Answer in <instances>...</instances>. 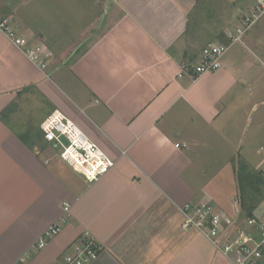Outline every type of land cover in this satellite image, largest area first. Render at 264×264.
<instances>
[{"label": "crops", "instance_id": "0c3cea01", "mask_svg": "<svg viewBox=\"0 0 264 264\" xmlns=\"http://www.w3.org/2000/svg\"><path fill=\"white\" fill-rule=\"evenodd\" d=\"M260 7L261 0H1L0 18L51 56L42 69L0 31V264H60L87 232L101 247L90 264H230L211 239L183 227L181 207L205 200L216 164L202 153L219 121L239 129V108L252 102L254 110L262 97ZM219 41L230 45L219 69L185 72ZM42 104L48 111L35 119ZM56 109L115 159L100 180L86 181L45 140L40 124ZM238 204L221 210L235 217ZM53 225L60 231L38 247Z\"/></svg>", "mask_w": 264, "mask_h": 264}, {"label": "built area", "instance_id": "2783aa9c", "mask_svg": "<svg viewBox=\"0 0 264 264\" xmlns=\"http://www.w3.org/2000/svg\"><path fill=\"white\" fill-rule=\"evenodd\" d=\"M260 10L264 13V0H261ZM261 13L255 17L258 18ZM0 31L22 49L32 62L42 69L47 67L51 52L44 45L30 44L26 37L16 31L10 18H0ZM229 47V44L221 41L205 46L200 57L187 66L185 72L189 71L198 76L219 69ZM40 128L45 140L57 148L60 157L82 174L86 181L96 182L115 167V159L93 142L62 111L56 109L48 114ZM176 146L179 147L180 144L177 143ZM260 151L264 152V146ZM181 211L184 214L183 227L198 230L211 239L216 248L229 257L230 264H264V219L261 217L252 216L246 218L244 223H238L239 215L229 216L211 200L197 204L186 203ZM59 231L57 225L50 226L38 247H44ZM100 252L99 243L87 232L84 239L73 245L64 255L60 264H90L97 260Z\"/></svg>", "mask_w": 264, "mask_h": 264}, {"label": "rangeland", "instance_id": "374dc122", "mask_svg": "<svg viewBox=\"0 0 264 264\" xmlns=\"http://www.w3.org/2000/svg\"><path fill=\"white\" fill-rule=\"evenodd\" d=\"M262 18L259 30L264 35V16ZM248 89L249 95H252L254 87L251 86ZM256 100L258 104L254 110H252V102L241 109L239 108L238 118L234 120L237 126H240L239 129L234 128L229 131L228 127L222 126L230 124L231 120L219 121V134L211 144L212 149L202 153L203 158H208V163L216 164V166L208 168L211 169V174L208 177L211 180L204 184L202 196L205 197V200L213 201L218 209L223 208L233 212L234 203L240 202L238 175L241 164L247 163L254 168L258 166L259 170L264 173V152L260 151L264 146V120L262 118V116L264 117L262 115L264 114V91L262 97ZM48 108L49 104L36 107L34 118L46 113ZM243 127H245L244 133L242 132ZM215 170H217L216 173ZM69 171L76 179L84 181L82 175L76 174L71 168ZM255 215L264 219V201L255 210Z\"/></svg>", "mask_w": 264, "mask_h": 264}, {"label": "trees", "instance_id": "16d2710c", "mask_svg": "<svg viewBox=\"0 0 264 264\" xmlns=\"http://www.w3.org/2000/svg\"><path fill=\"white\" fill-rule=\"evenodd\" d=\"M238 182L240 185V218L256 216L255 210L264 201L263 171L243 163L239 168Z\"/></svg>", "mask_w": 264, "mask_h": 264}]
</instances>
